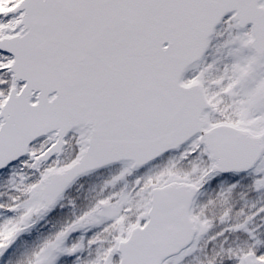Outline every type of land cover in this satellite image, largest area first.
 <instances>
[{
    "label": "snow or ice",
    "instance_id": "snow-or-ice-1",
    "mask_svg": "<svg viewBox=\"0 0 264 264\" xmlns=\"http://www.w3.org/2000/svg\"><path fill=\"white\" fill-rule=\"evenodd\" d=\"M0 264H264V0H0Z\"/></svg>",
    "mask_w": 264,
    "mask_h": 264
}]
</instances>
